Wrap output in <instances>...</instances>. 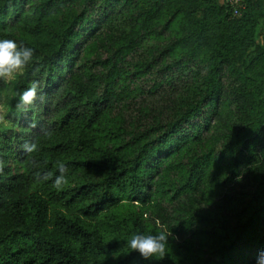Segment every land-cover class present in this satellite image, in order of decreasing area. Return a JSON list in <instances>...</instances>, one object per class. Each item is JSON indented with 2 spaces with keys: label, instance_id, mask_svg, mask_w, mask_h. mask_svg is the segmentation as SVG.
I'll return each instance as SVG.
<instances>
[{
  "label": "trees",
  "instance_id": "obj_1",
  "mask_svg": "<svg viewBox=\"0 0 264 264\" xmlns=\"http://www.w3.org/2000/svg\"><path fill=\"white\" fill-rule=\"evenodd\" d=\"M97 1L0 0V38L35 49L11 106L17 128L0 134V264H254L264 248V177L239 212L227 191L264 152V52L256 49L235 91L229 92L223 70L246 62L257 47L264 0H243L237 14L229 1L193 0L187 41L204 56L205 90L176 120L136 130L131 139L123 138L111 112L146 93L131 84L138 75L124 74L120 65L121 54L136 47L139 31L115 56L102 59L98 53L95 63L103 68L95 71L92 41L104 21L93 18ZM102 1L111 19L130 0ZM158 2L141 16L148 34ZM33 81L38 99L19 112L17 93ZM235 100L250 118H239ZM205 107L200 128L185 133L184 123ZM234 117L237 126L231 125ZM215 126L225 131L216 138L203 135ZM25 142L39 150L25 152ZM59 161L69 167L57 189L52 179L40 177L50 173L54 179ZM181 195L186 205L174 217L162 200ZM161 230L179 236H169L162 259L146 260L125 243L132 233Z\"/></svg>",
  "mask_w": 264,
  "mask_h": 264
},
{
  "label": "rangeland",
  "instance_id": "obj_2",
  "mask_svg": "<svg viewBox=\"0 0 264 264\" xmlns=\"http://www.w3.org/2000/svg\"><path fill=\"white\" fill-rule=\"evenodd\" d=\"M226 1L228 0H219V3L224 5ZM153 3L154 0H130L128 4L121 6L120 10L115 11L111 19H108L107 16V13L111 15L110 6L104 1L99 0L91 7L95 20L99 21L100 18H104L98 35L92 41V43H96L95 51L91 56V63L94 65L95 71L100 73L103 68L102 65L95 63L99 57L98 53L101 54L102 59L115 56L118 54V48L124 46L128 37L139 31V35L135 37L136 47L127 54L125 52L121 54L120 65L121 69L125 71L124 74L138 75H135V80L131 84L145 88L146 93L128 100L126 104H115V108L111 112V118H115L113 123L121 124L120 133L125 139H131L136 130H146L153 124L167 125L176 120L186 104L205 90L202 79L207 74L206 62H202L204 56L194 51V47L187 41L191 26L188 11L192 8L194 1L159 0L157 15L152 14L154 18L147 22L151 31L148 34L143 24L145 23L144 18L141 19V16L151 9ZM78 8L81 9V7ZM260 24L256 39L257 47L253 48L248 60L235 68L225 67L223 70L224 82L229 88V92L239 88L238 74H247L244 67L255 55L256 49L264 52V22ZM22 72L13 74L6 79H0V134L4 130L10 132L17 128L11 123L15 119V113L12 112L11 106L18 90V78ZM128 81L131 82V79ZM240 105L238 100L233 101V108L239 111V118L242 121L250 118L249 114L240 110ZM208 109L209 107L203 108L202 114L200 113L189 122L184 123L182 130L185 133L194 134L204 122V114ZM226 115L224 113L220 116V124L223 125L227 118ZM235 117L231 121L233 126H237L238 123ZM220 127L215 126L210 130H204L203 135L216 138L222 131H225L223 127ZM130 132L132 135L129 134ZM263 172L264 152L260 149L253 163L244 167L239 180L227 191L228 197L231 196L233 199L236 197L234 212H239L245 203L253 198L256 187L259 182L263 181L260 178L264 177ZM185 200V195H181L173 201L172 199L162 201L167 212L176 217V210L184 208ZM170 201L172 202L169 203ZM135 204L138 206L137 203ZM197 207L201 210L204 204L201 202L197 204ZM149 218L154 220L155 216ZM156 223L159 224V227L167 229L160 219H157ZM192 234L193 231L184 233L182 238H190ZM170 236H177L179 239L176 233H171Z\"/></svg>",
  "mask_w": 264,
  "mask_h": 264
},
{
  "label": "clouds",
  "instance_id": "obj_3",
  "mask_svg": "<svg viewBox=\"0 0 264 264\" xmlns=\"http://www.w3.org/2000/svg\"><path fill=\"white\" fill-rule=\"evenodd\" d=\"M35 49L18 43L13 39L0 38V79L20 73L28 65L33 63ZM39 85L33 81L22 92L17 93L16 108L19 112L26 111L29 106L34 105L38 99ZM23 149L27 153L37 152L38 145L35 142H25ZM34 163V162H33ZM57 174L54 179L50 173H45L40 177L44 181L52 179L53 185L59 189L66 182V174L69 165L66 162H57ZM2 168V164H0ZM171 232L161 230L155 233H145L143 231L132 233L125 240L128 248L136 250L146 260L162 259L168 254L169 236ZM254 264H264V248H260L255 256Z\"/></svg>",
  "mask_w": 264,
  "mask_h": 264
},
{
  "label": "built area",
  "instance_id": "obj_4",
  "mask_svg": "<svg viewBox=\"0 0 264 264\" xmlns=\"http://www.w3.org/2000/svg\"><path fill=\"white\" fill-rule=\"evenodd\" d=\"M243 0H229V4L233 7L234 13H239V8ZM264 7V6H263Z\"/></svg>",
  "mask_w": 264,
  "mask_h": 264
},
{
  "label": "water",
  "instance_id": "obj_5",
  "mask_svg": "<svg viewBox=\"0 0 264 264\" xmlns=\"http://www.w3.org/2000/svg\"><path fill=\"white\" fill-rule=\"evenodd\" d=\"M229 1V0H228Z\"/></svg>",
  "mask_w": 264,
  "mask_h": 264
}]
</instances>
